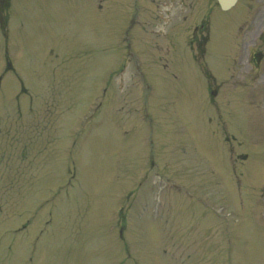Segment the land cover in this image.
I'll list each match as a JSON object with an SVG mask.
<instances>
[{
  "label": "rangeland",
  "instance_id": "rangeland-1",
  "mask_svg": "<svg viewBox=\"0 0 264 264\" xmlns=\"http://www.w3.org/2000/svg\"><path fill=\"white\" fill-rule=\"evenodd\" d=\"M59 1L16 2L18 11L8 28V58L15 74H3L7 45L0 29V78L5 81L4 93L0 90V240L14 251L1 249L0 264L26 258L30 264H158L175 256L177 245L188 248L187 264H263L258 230L242 226L251 225L252 201H258L255 192L264 181V117L255 111L249 116L239 107L242 93L228 87L206 128L194 86L188 104H173L176 92L188 90L186 72L175 79L153 68L144 72L157 93L148 101L147 124L131 123L124 106L115 108L117 98L87 121L97 88L107 85L103 76L111 72L98 71L102 61L90 50L105 35L111 37V28L83 17L53 19ZM246 12L240 11V21ZM66 48L79 50L67 67L62 59ZM22 86L24 97L18 93ZM256 89L253 98L260 99ZM184 108L190 112L184 114ZM211 125L217 137L211 135ZM30 127L38 137L33 148ZM225 134L237 135L235 144L249 150L244 181L234 178L237 166L224 161ZM147 168L145 181L142 171ZM167 181L183 188L173 190ZM63 183H70L68 189L54 196ZM160 191L188 193L186 200L175 198L182 224L149 233L156 210L144 208L143 201Z\"/></svg>",
  "mask_w": 264,
  "mask_h": 264
},
{
  "label": "flooded vegetation",
  "instance_id": "flooded-vegetation-1",
  "mask_svg": "<svg viewBox=\"0 0 264 264\" xmlns=\"http://www.w3.org/2000/svg\"><path fill=\"white\" fill-rule=\"evenodd\" d=\"M99 4V8L119 9L121 17L127 13L123 7L129 9L127 18L133 19L136 23H145L151 20L152 24L162 23L166 25V21L173 24V33L170 37V53L172 57L176 55L179 43L187 45L190 49H195L199 53H204V47L208 42L209 30L212 14L219 21L221 14L217 13L216 0H95ZM216 11V12H215ZM171 16H168V15ZM167 15V16H166ZM200 18L199 22L198 19ZM214 17L212 16V19ZM211 19V20H212ZM257 54V55H256ZM260 50L253 55L254 59H260ZM174 55V56H173Z\"/></svg>",
  "mask_w": 264,
  "mask_h": 264
},
{
  "label": "water",
  "instance_id": "water-1",
  "mask_svg": "<svg viewBox=\"0 0 264 264\" xmlns=\"http://www.w3.org/2000/svg\"><path fill=\"white\" fill-rule=\"evenodd\" d=\"M227 1H229V0H227Z\"/></svg>",
  "mask_w": 264,
  "mask_h": 264
}]
</instances>
